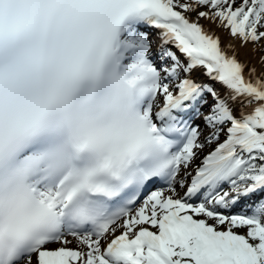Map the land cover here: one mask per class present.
Instances as JSON below:
<instances>
[{
	"label": "bare ground",
	"instance_id": "6f19581e",
	"mask_svg": "<svg viewBox=\"0 0 264 264\" xmlns=\"http://www.w3.org/2000/svg\"><path fill=\"white\" fill-rule=\"evenodd\" d=\"M161 1L175 20L171 23H163L160 20L154 19L148 22L147 32L153 33V36L156 39V42H153L154 45L152 46L150 40H148V42H151V44L146 43V40H140L137 31L134 28H130L124 30L121 34L115 53V58L118 67L120 68L122 78L125 79L129 87L134 91L138 104L143 106L142 111L148 118L150 125L154 127L157 124L167 121V119L158 116V114L160 112L164 113L167 110L166 104L171 99H178L182 96L188 95L190 98L189 104H192L191 106L193 110L197 109L200 102L197 101V95H199L208 84H213L216 86L214 97L218 106L227 110L235 122V127L231 130V132H233V139H246V143H249L248 146L257 143L264 144V136L258 137L255 134L248 133L249 128H251V125L248 124H254L256 122L255 118L257 116V110L254 105L261 102L264 103V52L256 44L255 32L251 35H246L244 32H238V7L230 6L231 9L227 13H216L211 8L204 9L202 7L203 0H188V2H181L179 0ZM134 44L138 45L143 51L146 48L145 46L148 45V53L150 56L147 57L150 59H155L153 57L155 55V53L152 52L153 49L162 51L164 49H171V47L174 49V46L179 45V53L184 59L183 73L185 75L184 83L188 86L187 89L179 88L176 92L174 90H172V92L168 91V96L165 98V103L162 107H157L156 104L152 103L149 100V94L154 89L160 91V94L162 93L160 87L150 81V76L155 72H158L156 71L158 65L155 67V70L146 69L141 65L140 67H142V69L133 67V64H130V61L133 58H136L134 54L136 49H138L134 48ZM183 52L186 54L184 55ZM144 54L146 55V52ZM185 56H189V58L186 60ZM141 60L144 61V59ZM197 62L198 64H196ZM220 77H222V81L216 83L214 80ZM195 95L196 97L193 99ZM154 107L155 110L158 109L157 112L152 110ZM179 116L186 121H189L188 116L181 114H179ZM244 129H246L247 132ZM254 141L256 143H254ZM209 165H215V170L208 177L198 180L194 175L192 179H190L192 186L190 185L186 188L190 194L201 191L206 184H210L211 187H214L216 184L213 182L215 177L220 176L227 167L226 164L221 162L219 155H216ZM202 166H204V163ZM180 185H183V183ZM255 192L257 195L264 193V191ZM37 194L43 203L48 202L47 191H37ZM166 195H170V193H167ZM148 199L149 198L141 204L144 208L141 210L142 212L140 214L145 222L150 216ZM175 199L176 202L180 203L182 197ZM177 214L179 215V211H177ZM130 217L131 214L122 222L111 228L108 233L112 230H118V227L129 221ZM159 219H161L162 226L161 237L160 239L154 237L147 249L142 252L143 256L147 257V259L144 260L146 261L144 264H164L161 255L159 254L164 250L163 244L169 240L177 243L182 242L184 236H182L180 228L186 226L189 227L188 231L190 232H201L208 240L225 244L237 256L254 257L252 249L246 243L245 238L240 234L232 236L222 235L219 237L214 236L211 230L204 229L201 224H196L195 227L192 225V228H195V231H191L190 225L193 222L190 223L189 220L181 221L180 218L177 217L173 223H168L166 222L165 214H161ZM136 229H139L135 233L136 235L141 233L139 227H134L129 232V235H131ZM117 235H112L114 241L119 237L125 236L124 231L118 235V237H116ZM65 240L66 243L65 241L64 243L70 245V247L81 248L87 247L92 239L90 236H84L80 240L73 237H67ZM89 246H91V244ZM97 248H99V245H97ZM153 248H156L159 253H153ZM49 251L50 252L45 250L37 254L39 257V263L35 264H73L77 261L73 254L75 249L67 247L58 249L57 251ZM94 251H96V249L92 250V253ZM103 254L104 251L101 254V259L105 263L112 264L103 257ZM92 256H94V254Z\"/></svg>",
	"mask_w": 264,
	"mask_h": 264
},
{
	"label": "rangeland",
	"instance_id": "374dc122",
	"mask_svg": "<svg viewBox=\"0 0 264 264\" xmlns=\"http://www.w3.org/2000/svg\"><path fill=\"white\" fill-rule=\"evenodd\" d=\"M181 2H188V0H179ZM238 7V18H237V26L239 33H245L246 35H251L252 33H256V44L262 49L264 52V0H203V8L204 9H213L216 13H227L231 7ZM258 19V20H257ZM178 20V19H177ZM252 21H257V23H253ZM252 27V28H251ZM147 33V31H145ZM144 33V32H143ZM140 34V33H139ZM138 34L140 40L142 37L148 38L152 42H156V39L153 36V33L147 34ZM151 42H146L151 44ZM135 47L138 45L134 44ZM148 46V45H147ZM139 51V50H138ZM137 51V55L139 56V60L131 62V65L135 68L140 67L142 65L140 63V59L144 57L143 50ZM146 51V48L144 49ZM141 52V53H140ZM145 56H150L148 51ZM152 52L155 53L153 56L156 61H152L155 65L157 63L158 72L160 73L161 78H163V82L160 85L161 94L158 95L154 104L158 107H162L164 104L165 98L168 96V91L172 92L174 90H178L179 88L187 89V84H185V75L183 73V64L184 59L182 55L179 53V45L174 46V49H164L159 51L158 49H153ZM147 58V57H146ZM139 63V64H137ZM137 64V65H136ZM147 67L148 64L144 63ZM153 68V67H151ZM216 83L222 81V77L214 80ZM214 92H216V86L213 84H208L202 92L197 95L199 102V106L196 110L201 112L200 118L196 120L198 123V129L195 133L194 139L192 140L189 147L182 151L181 153V167L179 169L178 178L170 186L166 191L158 192V196L149 198V218L145 222L141 220V216L139 215L143 210V205H140L138 209L133 213L132 218L130 219L129 225L125 223L122 225L120 229L114 231L112 230L106 239L102 240V248H97V245L100 246L99 243H94L91 248H89V244L87 247H70V245L65 244L66 236L63 240L47 250H58L62 248H71L75 249L74 257L77 259L76 264H105L101 259V253L103 251V246L106 244L114 234H120L124 231V233H128L132 228H142L141 231L149 230L152 231L157 238L161 237L162 227L160 226V213L161 212V203L165 199H171L182 197L180 210L183 211V214L190 216L189 217L193 223L190 225L191 231H195V228H192V225L195 227L196 224L203 225L204 229L211 230L214 236H222V235H238L240 234L245 238L248 246L253 250L252 244L248 239V230L247 229H236L233 227L231 222L232 217L229 216V211L234 210L236 207H242L243 197L241 196V192L247 191L253 187H257L258 184L262 182V179L255 178L252 175V169H249L250 166L248 164L242 163L241 155L245 153H249L251 151L256 150H264V144L257 143L252 146H248L249 143H246V139H233V132L231 130L235 127V122L232 116L228 113L227 110L220 108L218 106L217 101L214 97ZM196 95L193 97L195 99ZM192 105V104H191ZM154 106V105H153ZM195 106V105H194ZM257 116L255 118V123H249L251 128L248 132L251 134H255L258 137L264 136V103H258L256 105ZM158 110V109H157ZM155 107L153 108V111ZM197 124L195 125V127ZM246 132L247 130L244 129ZM243 130V131H244ZM234 140V141H233ZM251 143V142H250ZM253 143V142H252ZM248 146V147H246ZM211 154H218L221 162L227 165L224 172L220 174L218 180L214 179L213 182L216 183V186L219 185V190H216L213 193L206 192L205 198L202 203L194 204L187 201V198L190 196L189 193H186V188L190 185V179L195 175L196 169H198L204 162V160ZM195 163V164H194ZM223 175V176H222ZM226 175V177H225ZM228 175V176H227ZM222 176V177H221ZM217 180V182H216ZM183 183V185H180ZM210 186V184H206V186ZM205 186V187H206ZM203 187V188H205ZM171 188V189H170ZM161 193V194H160ZM170 193V195H166ZM166 195V196H165ZM213 195L210 200V196ZM169 196V197H167ZM260 197H264V193L258 195ZM255 198V197H254ZM243 199V200H242ZM254 199L247 200V202H251V204H247L244 208L250 209L253 206ZM259 201V200H257ZM152 203V204H151ZM204 206L207 209V212L210 210H220L221 213H201L200 207ZM243 208V207H242ZM241 210V209H240ZM213 214H221L218 217H211ZM132 215V214H131ZM258 215V214H257ZM261 215L262 220L256 219L254 217L253 222L256 224H260L264 226V216L262 215V210L259 212V216ZM240 220V219H239ZM246 221V220H245ZM247 222V221H246ZM132 226V227H130ZM126 227V228H125ZM187 228V227H186ZM185 227L180 228L182 236L184 239L182 242L177 243L175 241H167L164 243V250L161 255V259L164 264H183L178 259L175 258L174 251L179 250L181 247H190L189 249L193 251V249H197L203 253H205V260L211 263H221L225 259L229 260L227 253H231V250L225 245L217 242H212L208 240L207 237L203 235V233L195 231L190 232L189 229L186 230ZM127 229V230H126ZM161 229V230H160ZM264 229V228H263ZM123 230V231H122ZM138 230V229H136ZM136 230H134L136 232ZM135 233L133 232L132 235ZM134 237V236H133ZM79 239V238H76ZM65 241V243H64ZM95 246V247H94ZM96 249L92 253V250ZM86 249V250H85ZM88 249V250H87ZM71 251L70 249H68ZM54 251V252H56ZM89 251V252H88ZM83 252V253H82ZM254 252V251H253ZM81 253V254H79ZM94 256H92L91 254ZM76 254V255H75ZM79 254V255H78ZM86 256H85V255ZM90 254V255H89ZM233 255V254H232ZM234 256V255H233ZM189 258H193L188 255ZM236 258V256H234ZM248 257V256H245ZM87 258V259H85ZM90 258V259H88ZM250 258V257H249ZM254 258V257H253ZM251 258V259H253ZM39 258L34 256L28 262L24 264H35L39 263ZM245 259V258H242ZM85 261V262H84ZM75 264V263H73ZM107 264V263H106ZM162 264V263H158ZM184 264H193L192 260H188L187 263Z\"/></svg>",
	"mask_w": 264,
	"mask_h": 264
},
{
	"label": "trees",
	"instance_id": "16d2710c",
	"mask_svg": "<svg viewBox=\"0 0 264 264\" xmlns=\"http://www.w3.org/2000/svg\"><path fill=\"white\" fill-rule=\"evenodd\" d=\"M253 23L255 24L257 23V21H252V24ZM243 160L248 164V166H250L249 169H252L254 171V176H264V153L262 151H256L249 157L244 156ZM262 215L264 216V202L262 206ZM233 227L236 229H248V237L249 241L252 242V245L254 247L256 253V261L252 262L248 259H235L231 254H228L231 261H225L221 264H264V231L262 230V228L260 226H250L240 222H234ZM197 252V250L190 251L189 247L182 248L175 251V258L178 259L181 263H186L188 260H192L193 264H208L205 260V254L198 255ZM188 255H190L191 257L193 256V258H189Z\"/></svg>",
	"mask_w": 264,
	"mask_h": 264
}]
</instances>
